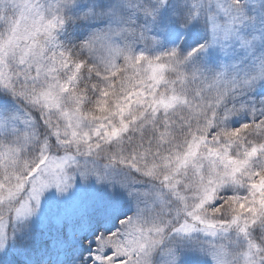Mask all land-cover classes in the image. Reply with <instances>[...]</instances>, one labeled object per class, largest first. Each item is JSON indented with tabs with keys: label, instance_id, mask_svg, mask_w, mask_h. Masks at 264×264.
<instances>
[{
	"label": "snow or ice",
	"instance_id": "obj_1",
	"mask_svg": "<svg viewBox=\"0 0 264 264\" xmlns=\"http://www.w3.org/2000/svg\"><path fill=\"white\" fill-rule=\"evenodd\" d=\"M0 264H264V0H0Z\"/></svg>",
	"mask_w": 264,
	"mask_h": 264
}]
</instances>
